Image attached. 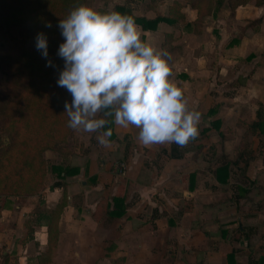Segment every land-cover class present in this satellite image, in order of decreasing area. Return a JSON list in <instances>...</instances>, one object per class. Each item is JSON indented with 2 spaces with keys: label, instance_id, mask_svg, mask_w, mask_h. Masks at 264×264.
Segmentation results:
<instances>
[{
  "label": "rangeland",
  "instance_id": "obj_1",
  "mask_svg": "<svg viewBox=\"0 0 264 264\" xmlns=\"http://www.w3.org/2000/svg\"><path fill=\"white\" fill-rule=\"evenodd\" d=\"M124 1L126 2V0H87L86 5L97 11L108 10L109 7L112 10L116 4ZM133 3H135L133 11L138 16L139 13L155 16V13L146 11L143 4L139 6V0ZM251 6L255 7L254 2L249 5ZM163 10V7H159L157 13ZM246 11L250 13V10ZM247 13L241 12L231 16L228 14L220 26L210 17L202 37L186 36L177 39L175 43L180 46V52L167 50L171 54L169 63L173 73L172 79L183 88L190 110L201 113L199 135L188 144V151L180 158L169 155L171 143L164 144L166 152L161 151L160 145L143 144L138 138L140 130L132 126L137 137L133 157L127 164H118L123 154V143L109 141L107 146H101L97 140L98 133L73 130L68 127L66 116L64 119L60 118L59 110L64 109L65 102H71L72 96L56 82L53 87L51 86L50 81L54 79L51 73L43 74L45 81L40 93L33 91L31 94L30 91L28 98L18 102L17 109L26 108L27 116L30 117V120L23 118L24 128L20 135L22 143L28 147L34 137L41 136L51 146L54 145L48 139L54 143L55 138L58 146L62 148L60 152L50 149L44 154L46 163L42 170L45 169L47 172L43 180L45 188L40 193L42 195L45 193V201L48 187L56 180V176L50 171L52 164L67 163L81 168L80 175L66 179L67 201L76 206L74 214L71 215L75 220L74 224L71 229L66 224L59 225L62 216L65 217V209L68 206L66 204L58 223L50 232L54 248L59 244L65 249L71 242H74L75 247L79 246V242L85 246H92L94 233L88 227L90 223L88 216H90L98 222L104 219L107 221L105 228L100 227L99 233H96V241L100 236L99 241L106 244L104 251H101L98 257L110 264H229L227 255L233 248L240 249L235 256L236 264H248V255L251 251L254 252L255 258L264 254V250L261 249L264 247V202L258 208L248 205L242 210L246 215L247 213L251 215L253 212H255L253 215H256L252 219L241 217L240 221L244 227H252V225L260 227L250 242H247L246 234L238 230L239 215L242 214L234 205L236 204L234 186L243 181L239 168L235 167L233 170V183L228 187L215 185L211 171V168L222 161V155L235 160L240 150H243L241 146L243 144L248 145L252 151L253 159L250 165L264 169V134H248L249 127L253 123L250 119V116H253L250 110H247L249 115L245 110L243 114L245 118H242V121L234 116H227L225 125L221 127L224 135H220L211 124L212 120L219 116L217 113L220 104H224L225 98H230L232 88L242 85L247 75L251 77L255 74L257 81L260 82L259 86L264 88V44L242 46L231 41L234 35H242L245 27L253 19L264 17L261 12L249 15ZM187 15L188 19H192L193 13L188 11ZM160 29L158 34L151 36L152 47L157 50H162L159 46L162 40L160 37L165 30H169V27L164 26ZM259 54L261 57L257 59ZM17 63L18 60L14 65ZM63 67L62 60L54 69L63 70ZM20 69L27 71L22 67ZM222 86L227 91V95L218 94L217 89ZM27 94L28 92L20 93L19 97ZM261 98L264 99L262 95ZM46 99L53 101L57 107L55 111L60 113L56 115L54 112L52 120L40 119L41 112L32 106H36L37 101L45 102ZM255 104L263 116L264 103ZM211 109L215 110L214 114L210 113ZM57 118L59 119L56 121ZM129 128L117 125L115 133L120 140L123 139L122 135L125 132L130 131ZM205 129L208 131L202 133ZM146 148H155V152L160 157L151 158L145 151ZM145 161L152 166L146 167ZM240 165L242 167L243 164ZM112 167L115 168L116 173L110 172ZM190 171L196 173V185L193 190L190 188V174H188ZM99 173L103 178L98 181L99 188L95 190L90 178L94 175L100 176ZM31 177L30 172L21 184H26ZM123 190L128 205V212L124 217L126 222L112 224V220L105 215V203L116 192ZM41 196L39 193L28 195L23 191L4 200H14L25 214L21 218L25 226L22 229L16 227L17 232L33 233L34 225L27 223L29 215L55 208L56 204L52 207L50 205V208L46 207L48 204L43 205L39 200ZM57 197V203L61 202L62 190ZM67 201H64V204ZM91 205H96L93 215H91ZM155 210L162 215L161 218L156 219L157 222L153 221ZM30 220L34 221V217ZM38 226L43 227V233H47L45 224ZM123 226L128 227L130 232L123 233L125 229ZM222 227L229 230L225 236L220 233ZM38 230L39 227L36 228V231ZM62 232L82 233V236H86L74 241L64 237L58 243L59 233ZM120 243H123L122 248ZM94 247L97 249V244H94ZM79 258L81 261L80 256ZM95 260L98 263L97 256L90 262Z\"/></svg>",
  "mask_w": 264,
  "mask_h": 264
},
{
  "label": "trees",
  "instance_id": "obj_2",
  "mask_svg": "<svg viewBox=\"0 0 264 264\" xmlns=\"http://www.w3.org/2000/svg\"><path fill=\"white\" fill-rule=\"evenodd\" d=\"M136 0H126L124 5H115L113 11L119 12L124 15H131L135 18L136 24L142 28L143 31H156L160 23L175 24L180 20H184V15L181 13L183 4L181 2H175L170 6L168 13L165 16H157L150 19L142 16H138L134 13L133 8L129 3ZM251 0H226L227 7L231 11H235L237 8L248 4ZM186 3L197 10V19L192 23H186L183 29L185 31H191L193 27H196L197 31L203 26L205 18L211 13L214 8L215 0H185ZM87 0H0V200L4 201L11 195L21 194L23 191L28 195L38 194L45 188L43 182L45 177V152L52 149L60 152L62 148L58 146L56 142L49 140L54 146L48 145L45 138L38 136L34 137L32 142L26 147L25 143H22L20 137L22 129L24 128L23 118L30 120L27 116L26 108L17 109L18 102L25 98L32 92H41L42 85L45 81L44 75L47 72L51 73L54 77L50 81L53 87L55 82L59 78V68L46 66L48 60H51L54 65L60 64L62 59L57 55L60 44L64 43V38L61 35L60 29L57 27L60 19L67 17L69 12L76 6L86 5ZM257 4L264 5V0H257ZM217 5V4H216ZM107 11L105 9L100 12ZM51 23L52 27L47 28L45 25ZM262 22V19L254 20L250 23L249 27L258 26ZM43 32L48 38V58L42 57L41 52L36 49V36ZM163 48L167 51L172 46V35L166 34L165 41L163 42ZM18 60L17 65L14 62ZM25 68L24 69L20 68ZM28 92L24 97H19L20 93ZM55 98L54 96H52ZM24 101V100H23ZM39 110L40 119H51L60 114L56 112V104L46 99L45 102L37 101V105H32ZM64 107V106H63ZM21 110V111H20ZM61 111V117L65 118L68 124V116L65 113V108ZM211 114L215 113L214 109L210 110ZM59 118L56 119V121ZM52 120V119H51ZM28 123V121L26 122ZM222 126V120L217 119L212 121V127L215 128L220 135H224L220 128ZM112 130V135L109 141H118L123 143V154L118 160V164L129 163L133 157V150L136 146L135 141L131 135L126 134L123 139L120 140L115 133L114 117L110 118V122L102 131ZM208 129L202 131L205 133ZM250 132V133H249ZM248 134H264V120L262 112L260 110L256 113V120L251 123ZM195 140V139H194ZM191 140L190 142L194 141ZM189 142V143H190ZM188 143V144H189ZM161 146V151L166 152L164 144H157ZM243 146V150L238 153L235 160H231L225 155H222V161L215 167L211 168L214 178L218 183V186L228 187L231 186V174L233 168H239L240 177H243V181H240L238 185L234 186L235 189V208L239 213V231L246 234L247 242L251 240L253 236L260 230L259 226L244 227L242 225L241 217H248L250 215L243 213L245 206H252V203L264 200V173H260L259 176L253 181L246 177V172L250 167V161H252V151L248 145ZM155 148H146L145 151L151 158L160 157ZM171 153L170 156L174 158H180L184 156V153L188 151V145L180 147L175 143L170 144ZM243 164L240 167V164ZM146 167L152 166L145 161ZM49 170V168H48ZM52 175L56 176L55 182L48 187V191H53L56 188H60L63 191V197L61 202L57 203L55 208L47 209L45 212H38L36 214L31 213L27 223L33 225L45 224L48 233V246L49 250L54 247L51 243V230L58 223L60 214L64 207L69 203L66 195V179L76 177L81 174V168L78 166H72L67 163L52 164L50 166ZM31 172L32 177L26 182ZM110 172L116 173L115 168L112 167ZM196 173L190 174V188H195ZM91 183L97 184V176L90 178ZM16 182H18L16 184ZM123 186V183H122ZM121 186V187H122ZM64 201H67L64 204ZM67 204V205H66ZM105 215L113 219L124 218L128 212V205L126 197L123 192H116L105 203ZM162 215L157 210L154 211L153 219L160 218ZM34 217V221L30 220ZM170 222V220H169ZM32 225V226H33ZM33 232V231H32ZM220 233L225 236L229 233L226 228H221ZM207 237L208 234H205ZM55 244V243H54ZM261 249L264 250V247ZM240 252V249L233 248L227 255L229 264H236V253ZM248 264H264V254H261L258 258L254 257V252H250L248 255Z\"/></svg>",
  "mask_w": 264,
  "mask_h": 264
},
{
  "label": "clouds",
  "instance_id": "obj_3",
  "mask_svg": "<svg viewBox=\"0 0 264 264\" xmlns=\"http://www.w3.org/2000/svg\"><path fill=\"white\" fill-rule=\"evenodd\" d=\"M57 27L64 38L57 85L72 96L64 105L68 127L98 133L101 146L109 144L112 130H102L112 117L118 126L139 129L145 145L185 147L198 137L201 113L190 110L183 88L172 79L171 54L144 42L133 16L79 5ZM36 49L48 58L43 32ZM46 66L56 67L51 60Z\"/></svg>",
  "mask_w": 264,
  "mask_h": 264
},
{
  "label": "crops",
  "instance_id": "obj_4",
  "mask_svg": "<svg viewBox=\"0 0 264 264\" xmlns=\"http://www.w3.org/2000/svg\"><path fill=\"white\" fill-rule=\"evenodd\" d=\"M181 2L183 4L181 13L184 15V20H180L178 23L175 24H167V23H160L158 26V29L156 31H143L142 28L139 26V29L141 31V39L148 43L150 46H153L151 43V36L153 34H158V32L161 30L160 28H164V26L169 27V30H165L162 36L160 37V44L162 50H165L163 48V42L165 41V35L171 34L172 35V46L173 48L169 49V52L172 51H179L180 52V46H178L175 42L177 39L184 38L186 36L188 37H202L204 35V29L207 25V20L211 17L214 19L215 23H217L219 26L222 25L224 22V17H228L227 15H237L241 12L247 13L246 10H250L249 14H254L261 12V14H264V5L257 4V0H251L248 4L241 6L237 8L234 12L231 11L227 7L226 0H215L214 2V8L211 10V13L205 18L204 24L202 27H200V30H196V27H193L191 31H185L183 27L186 23H192L197 19L198 12L197 10L193 9L190 4L186 3L185 0H139V6L143 4L146 11L150 13H155V16L146 15L139 13V16L146 17V18H156L157 16H165L171 5H173L175 2ZM254 2V6L249 7L251 3ZM124 3L116 4V5H124ZM130 6L134 9L135 3L131 2L129 3ZM217 4V5H216ZM163 7L164 10L162 12H158V8ZM190 11L193 13L192 19H188L187 12ZM135 12V11H134ZM136 13V12H135ZM157 13V14H156ZM248 14V13H247ZM248 14V15H249ZM257 18V17H256ZM257 19H262V22L258 26L249 27L250 22L244 29V32L242 35H234L235 37L231 40L232 43L241 44L244 45H260L264 44V17L260 16ZM257 19H253L257 20ZM237 32V31H236ZM236 34V33H235ZM158 43V41L156 40ZM158 46V47H159ZM159 47V48H160ZM168 52V53H169ZM261 56L260 54L257 56V59H259ZM238 72V71H237ZM236 72V73H237ZM238 76H240V73L238 72ZM252 74V73H249ZM246 79L243 81V84L240 86H235L232 92V95L230 98H225L224 104H220L219 111L217 113V117H215L212 121L220 119L222 120V125H225V118L227 116L235 117L236 119L242 121V118H245L243 114H245V110H250L253 116H250V119L253 121L256 120V113H257V105L256 102H263L264 99L261 98L264 97V88L259 86V81H257L255 74L251 77L250 75H247L245 77ZM219 95H227V91L223 88V86L217 89ZM261 111V110H260ZM249 115V112L246 113ZM264 116V113H263ZM249 119V120H250ZM212 124V123H211ZM117 125L115 124V130ZM130 131L125 132L122 136L129 134L131 135L132 139L136 143V135L134 132L135 129L132 126H129ZM222 127V126H221ZM223 129V128H222ZM220 128V131H222ZM258 135V134H255ZM255 162V160H254ZM258 166V165H257ZM235 170V168H233ZM232 170L231 175V183H233V173ZM194 171H190L188 174H191ZM264 173V169H261L260 167L256 168V165L249 167V169L246 172V177L253 181L259 176L260 173ZM94 174V173H93ZM101 174V173H99ZM103 178L102 174L97 177V184L94 185V189L97 190L98 181ZM216 184L218 185L217 181L215 180ZM53 184V183H52ZM51 184V185H52ZM85 184V183H84ZM48 190V189H47ZM61 192L60 188H56L53 191H48L46 193V201H45V193L39 198L40 202L45 205L48 204L46 207L50 208L49 206H55L57 204V196H59ZM52 200V201H51ZM46 202V203H45ZM264 202L263 201H257L252 203V208H258L260 204ZM91 215H93L96 211V205H91ZM76 209V206L69 202L68 206L65 209V217L64 215L61 218L60 226L67 225L68 228L72 227L74 224V219L71 217V215L74 214V211ZM21 210V211H18ZM26 212V208H24ZM253 212V211H252ZM255 212L251 213L250 219L256 217V215H253ZM22 216H25L22 209L19 207V205L15 204V201H1L0 200V264H110V262H106V260H103L98 257V255L101 253V251H104L106 244L100 242V236L99 240L96 241V233H99V228H105V223L107 222L106 219L103 221L98 222V220H93L90 216H88L89 228L91 229L92 233V246L88 245L85 246V244L82 245L81 242H79V246L75 247L74 242H71L69 246L65 249L63 246H60L59 244L57 247H53L49 250L48 246V233H43V227L38 225H34V232L33 233H21L16 231V227L19 229L24 228V223H22L21 218ZM30 217V215H29ZM28 217V218H29ZM64 217V218H63ZM93 217V216H92ZM161 218V217H160ZM157 219V218H156ZM156 219H154V222H157ZM28 220V219H27ZM126 222V219L119 218V219H113L112 224H119L120 222ZM68 222V223H67ZM91 225V226H90ZM39 227V230L36 231V228ZM93 227V228H92ZM123 233H129V229L126 226ZM252 227H256V225H252ZM71 229V228H70ZM71 232V231H69ZM65 234V235H64ZM82 233H59V242L60 243L64 237L70 238L74 241L75 240H81L83 237ZM95 237V238H94ZM94 244H97V249L94 247ZM120 248L123 247V243H120ZM103 246V247H102ZM49 251V252H48ZM47 253V255H46ZM49 253V254H48ZM61 255V257H59ZM50 256V257H49ZM81 257V261L80 258ZM97 256V259H99L98 263H96V260L93 262H90L91 259H94V257Z\"/></svg>",
  "mask_w": 264,
  "mask_h": 264
}]
</instances>
